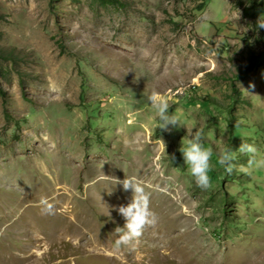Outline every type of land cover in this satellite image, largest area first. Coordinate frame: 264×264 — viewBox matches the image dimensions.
Segmentation results:
<instances>
[{"label": "rangeland", "instance_id": "rangeland-1", "mask_svg": "<svg viewBox=\"0 0 264 264\" xmlns=\"http://www.w3.org/2000/svg\"><path fill=\"white\" fill-rule=\"evenodd\" d=\"M120 1L0 0V49L21 55L0 61V264H264V169L237 153L227 174L214 155L202 189L179 152L198 128L214 153L264 155V62L245 72L264 54V0ZM153 89L183 127L156 128ZM139 170L163 180L144 184L152 204H170L117 249L124 220L102 203L131 191L103 175Z\"/></svg>", "mask_w": 264, "mask_h": 264}, {"label": "clouds", "instance_id": "clouds-1", "mask_svg": "<svg viewBox=\"0 0 264 264\" xmlns=\"http://www.w3.org/2000/svg\"><path fill=\"white\" fill-rule=\"evenodd\" d=\"M256 26L259 29H264V15L259 17ZM143 100L155 111L156 128L167 132L170 131L169 126L177 129L183 127L179 124L174 112H169L171 108L170 104L162 92L153 89L150 94L143 97ZM137 102L139 103L140 101ZM157 140L166 147L162 138ZM203 141V130L193 128L188 133L186 139L184 137L181 139L179 148L186 171L193 178L194 183L202 189H208L212 186L209 173L212 170L211 161L214 155L216 156L217 163L223 167L227 174H231L236 167L237 153L248 157V167L264 169V155H258L259 150L254 144L242 143L238 151L235 152L227 146L219 152L214 153L212 147L205 146ZM103 178L110 180L114 186L120 185L126 192L131 191V199L127 205H119L114 209H110L109 206L102 203L108 215L110 211L115 210L124 220L123 227H115L111 234L115 237V247L119 249L139 244L145 230L155 227L158 223L156 213L151 210V196L146 191L144 182L135 176H125L122 180L106 175H103ZM111 191L109 194H111ZM40 203L44 205L43 211L45 213H52L54 206L47 202V198H42Z\"/></svg>", "mask_w": 264, "mask_h": 264}, {"label": "trees", "instance_id": "trees-1", "mask_svg": "<svg viewBox=\"0 0 264 264\" xmlns=\"http://www.w3.org/2000/svg\"><path fill=\"white\" fill-rule=\"evenodd\" d=\"M93 3L98 4L102 7H115L121 5L120 0H91ZM205 0H202V3L199 5V9H203ZM264 9V6H262ZM253 7L244 8L243 7V14L246 17H252L254 12ZM1 18V17H0ZM264 54L263 55H251L247 60V65L245 67V72H250L264 62ZM21 60V55L16 49H0V61L7 62L10 64H16Z\"/></svg>", "mask_w": 264, "mask_h": 264}, {"label": "bare ground", "instance_id": "bare-ground-1", "mask_svg": "<svg viewBox=\"0 0 264 264\" xmlns=\"http://www.w3.org/2000/svg\"><path fill=\"white\" fill-rule=\"evenodd\" d=\"M142 169V168H141ZM134 172H136L135 174H133V176H135V177H138V178H140L143 182H144V184H146L147 186H149V187H151V189H153V188H156V187H159V186H161L162 184L161 183H163V180H161L159 177H157V175H155L154 173H153V175H151V176H147V175H143V171H141V170H139V171H134ZM150 173V172H149ZM145 185V186H146ZM150 196H151V199H150V207H151V210L153 211V212H155L156 213V215H157V217H158V222L159 223H163V221L165 220V216H164V214H163V212H162V208H161V205L162 206H164V205H167V204H170L169 202L170 201H168V200H162V202L163 203H159V202H157V203H159L160 205L159 206H156L155 207V205H153L152 204V202H154V198H156L157 199V197H159L158 195H156L155 193L154 194H152L151 192H150ZM163 197V196H162ZM171 198V197H170ZM131 199V198H130ZM130 199H129V201L126 203V204H128L129 202H130ZM157 227V226H156ZM168 228V227H167ZM166 228V229H167ZM162 229V228H161ZM164 233H165V231H164ZM167 235V234H166ZM157 236V235H156Z\"/></svg>", "mask_w": 264, "mask_h": 264}]
</instances>
